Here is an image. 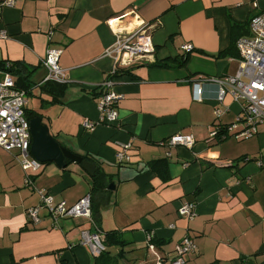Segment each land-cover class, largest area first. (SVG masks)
Masks as SVG:
<instances>
[{"label": "crops", "instance_id": "0c3cea01", "mask_svg": "<svg viewBox=\"0 0 264 264\" xmlns=\"http://www.w3.org/2000/svg\"><path fill=\"white\" fill-rule=\"evenodd\" d=\"M263 12L264 0H15L3 8L0 79L8 74L1 64L24 65L33 87L26 107L42 111L58 144L91 158L110 180L93 189L95 175L80 164L47 162L27 185L19 151L0 148V264H95L97 257L79 243L82 230L93 231L86 219L54 227L43 209L40 223L28 220L26 210L40 203L38 190L67 206L89 196L100 230L119 232L124 244L109 249V264H158V257L169 264L166 258L185 237L196 247L185 264H264V132L248 140H209L216 124L233 122L241 104L226 96L216 119L214 85L203 87L202 103L194 101L200 76L236 73V41L252 36L249 21ZM141 22L156 23L154 61L116 66L105 53L117 29L130 32ZM185 44L193 47L188 55ZM51 47L60 51L66 73L59 103L42 89V61ZM107 91L122 97L118 120L83 129V121L100 120L98 99ZM177 133L191 135L193 146L164 144ZM127 144L129 160L119 163L116 154ZM154 161L163 168L151 170ZM185 202L195 206L192 220L178 216Z\"/></svg>", "mask_w": 264, "mask_h": 264}, {"label": "built area", "instance_id": "2783aa9c", "mask_svg": "<svg viewBox=\"0 0 264 264\" xmlns=\"http://www.w3.org/2000/svg\"><path fill=\"white\" fill-rule=\"evenodd\" d=\"M15 0H0V23L3 8L14 6ZM155 24L141 22L130 32L121 30L116 31V40L112 47L106 51V55L113 56L116 66H131L138 62H153L155 48L151 41V32ZM251 30L250 38H240L236 41L238 52V68L234 75L220 78H205L200 76L194 89V101L202 103L203 87L214 85L217 88L216 101L218 107L214 110L216 119L223 114L220 106L226 96H231L241 104V112L235 120L226 126V137L233 136L237 140H244L264 132V12L254 15L249 21ZM52 35V32L49 33ZM6 33L0 31V39H5ZM184 54L191 53L193 47L190 44L182 46ZM60 51L51 47L46 51V56L42 61V66L46 71L43 82H55L64 84L66 73L59 66ZM117 71L114 68L113 74ZM113 82L106 83L105 87H112ZM121 95L107 91L98 99L100 120L98 122L83 121V129L93 130L97 125H114L118 120L116 106L121 99ZM27 98L24 92L15 88V82L9 74H5L0 79V148L5 152L12 150L19 151V163L26 175L36 174L40 171L42 164L30 156L31 135L29 121L25 114ZM217 131L209 133V140L216 137ZM224 136V138H226ZM168 147L183 146L191 148L194 144L191 135L181 133L174 134L166 142ZM129 145H124L117 152L116 158L119 163L128 161L126 150ZM26 184L31 185L32 180L27 178ZM40 197L39 205L26 210V216L33 224L40 223L39 213L45 209L48 211L52 224L58 227L60 221L65 219L83 218L92 225L91 202L89 196L81 198L73 206H67L65 202L55 203L53 197L43 190H38ZM178 216L185 220H192L195 213L193 203L185 202L178 208ZM173 227V226H171ZM147 249L155 252V245L152 243L153 235L146 236ZM80 245L86 247L93 256H99L104 250L102 235L98 231L84 229L80 232ZM195 245L191 239L185 237L178 243L174 251L166 258L169 264H185V256L194 252ZM164 261V260H163ZM158 257V264L163 262Z\"/></svg>", "mask_w": 264, "mask_h": 264}, {"label": "trees", "instance_id": "16d2710c", "mask_svg": "<svg viewBox=\"0 0 264 264\" xmlns=\"http://www.w3.org/2000/svg\"><path fill=\"white\" fill-rule=\"evenodd\" d=\"M227 53H229V52H224L223 55L227 54ZM188 54H190V53H188ZM188 54H185V55H188ZM185 61L181 62V64L183 65V63H185ZM1 68L6 73H8L9 75H12V76L14 75V77H15L14 82H15V88L16 89L24 92L26 98L31 96L32 91H33L32 90L33 87L31 86V83L29 80L30 73L24 65L19 64V63L9 64V65L8 64H1ZM42 87H43L42 88L43 90H45L51 94V96L53 98L52 103H59L60 102L59 97L62 95V93L65 89V86L63 84H58L55 82L48 81V82H45ZM24 111H25V114H26L28 121H30L32 118H35L38 116L39 117L43 116L42 111L38 112L36 110L28 109L27 107L25 108ZM228 125L229 124H216L215 125V128H216L215 131H217V133H216V137L213 140L221 141V140L226 139V138H224V136L226 137V135H227L226 126H228ZM83 159L87 160L90 163L94 162L91 158H89L87 156H84ZM249 160L250 159H248V158H244L242 161L247 162ZM65 162L67 164H69L68 160H66ZM160 164H161V161H154V162H150L148 165L151 168V170L155 169L156 171H159V169L163 168L162 166L160 167ZM34 176L35 175H32V174L26 175V179L29 178L32 180V179H34ZM109 180H110L109 175H107L103 171L100 172V170H99L98 172H96L95 176L92 178L93 187H94L93 189H99L102 184H103V186H104V184L106 185V183ZM100 181H103L104 183H101ZM93 215H94V213H93L92 205H91L92 225L90 227H93V231L92 230H90V231L100 232V234L102 235V244L104 247V250L99 254V256H96L97 259H96L95 264H101V262H102V264H109L113 259L109 249L111 247H119L120 248L124 244L120 238L119 232H117V231L102 232L100 230V228L98 227V221H97L98 219L97 220L93 219ZM152 243L155 245L154 237L152 239ZM120 252H122V250ZM119 258H120L119 255H117V259H119Z\"/></svg>", "mask_w": 264, "mask_h": 264}, {"label": "water", "instance_id": "95a60500", "mask_svg": "<svg viewBox=\"0 0 264 264\" xmlns=\"http://www.w3.org/2000/svg\"><path fill=\"white\" fill-rule=\"evenodd\" d=\"M31 135L30 155L39 163L54 162L57 167L65 168V160L71 163L80 164L91 177L98 170L96 164L90 163L81 156L75 155L62 148L58 142L50 135L49 128L42 122L41 117L32 118L29 121Z\"/></svg>", "mask_w": 264, "mask_h": 264}, {"label": "rangeland", "instance_id": "374dc122", "mask_svg": "<svg viewBox=\"0 0 264 264\" xmlns=\"http://www.w3.org/2000/svg\"><path fill=\"white\" fill-rule=\"evenodd\" d=\"M31 106V100L29 101V107ZM234 120H235V118H234ZM233 120V121H234ZM232 123V122H231ZM232 138H234V139H236L235 137H233V136H231ZM252 138V137H251ZM251 138H248V139H251ZM248 139H244V140H248ZM237 140V139H236ZM41 168H42V166H41ZM37 174V173H36Z\"/></svg>", "mask_w": 264, "mask_h": 264}]
</instances>
